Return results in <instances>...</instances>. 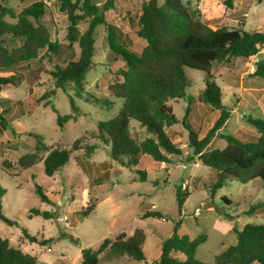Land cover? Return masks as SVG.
I'll use <instances>...</instances> for the list:
<instances>
[{"label":"rangeland","instance_id":"obj_1","mask_svg":"<svg viewBox=\"0 0 264 264\" xmlns=\"http://www.w3.org/2000/svg\"><path fill=\"white\" fill-rule=\"evenodd\" d=\"M38 0H7L6 8L20 12ZM49 7L46 21L51 40L59 43L57 54L41 50L39 57L31 62H22L8 72L20 77L16 87L0 93V112L11 108L7 115L11 130L0 133V186L5 194L0 197L2 214L13 224L0 217V236L11 245L38 259L42 264H80L82 249L97 248L105 239L115 240L121 233L131 235L142 228L147 241L144 255L148 264L159 260L162 241L173 235L176 224L181 221L179 235L196 238L207 236L199 246L195 258L213 264L215 255L237 241L234 233H225L223 222L242 229L249 223H264V207L254 214L246 212L252 205L264 202V184L260 179L243 184L229 180L226 187L214 196L211 186L216 182V171L202 165L198 158L188 161L193 150L188 147L189 131L183 124L188 102L170 101L179 122L168 128L172 140L183 149L182 155H171V163H157L142 156L140 164L132 169L121 166L110 157V147L104 146L93 134L99 121H108L118 114L124 100L111 97L108 85L125 67L109 48L107 29L99 26L95 34V53L91 69L86 74L84 93L78 95L73 85L65 92L55 87L51 72L56 66H66L80 56L78 43L69 46L67 40L69 21L60 10V0H45ZM102 7L107 0H94ZM197 18L213 28L243 27L247 31H264V0H235L234 8L224 10V0L213 6L212 12L201 9V0H182ZM145 0H115L114 8L105 13L106 20L120 28V37L137 53L146 42L136 35L138 17ZM162 5L164 0H158ZM207 7V4H205ZM208 14V15H207ZM89 23L82 21L78 28L84 32ZM264 50L262 51V53ZM260 56V55H259ZM259 56L251 59L237 58L229 65L217 64L214 77L222 88L223 102L231 113V119L218 134H230L244 142L257 140L259 132L246 122V117L264 120V79L253 76ZM190 80L188 96L194 98L188 118L200 138L206 136L218 119V110L202 101L207 75L198 70L185 68ZM45 93H53L50 100L58 113L44 107L38 100ZM70 97L79 108V115L59 127L58 114L75 115ZM92 97L100 98L96 102ZM112 102L105 104L104 100ZM131 127L137 131L139 140L145 138V130L137 122ZM41 136L47 147L71 150L70 162L54 176L44 172L41 162L31 169L19 164L22 156L34 152ZM79 140V150H72ZM96 146L88 155L87 146ZM226 141L216 136L208 151L224 149ZM45 156V153H41ZM12 168L7 172L5 163ZM146 173V181H140ZM185 184V187L183 186ZM42 188L49 203L41 201L36 187ZM189 193L182 213H179L176 190ZM228 198L225 202L223 198ZM207 203L217 208L205 210ZM199 209L200 213L195 214ZM32 210L50 212L52 218L31 213ZM160 211L166 219L144 218L148 212ZM86 214V216H85ZM232 217L228 219L226 217ZM222 222V223H221ZM29 237H35L32 243ZM48 241V243H43ZM184 259L183 255H178ZM100 264H146L129 257L107 258L100 256ZM257 264V263H254Z\"/></svg>","mask_w":264,"mask_h":264},{"label":"trees","instance_id":"obj_2","mask_svg":"<svg viewBox=\"0 0 264 264\" xmlns=\"http://www.w3.org/2000/svg\"><path fill=\"white\" fill-rule=\"evenodd\" d=\"M201 1V9L206 13L212 12L213 6L221 4L219 0ZM114 2L115 0H107L100 7L94 0H60V10L67 15L69 21V46L78 43L80 56L77 60H70L64 67L56 66L51 72L57 89L66 92L68 86L73 85L78 95H82L85 91L86 74L93 63L96 29L102 25L106 27L108 46L125 65L107 87L111 97L124 100L123 106L110 120L99 121L93 133L104 146L110 147L111 159L132 169L140 164L142 156L166 164L171 163V155H182L183 149L168 134V128L179 122L169 102L186 100L188 107L183 124L189 131L188 147L193 150L188 161L197 157L202 165L216 171L217 180L210 188L213 196L226 187L229 180L247 184L260 179L264 184V120L246 117V122L260 134L252 142H244L230 134H218L226 126L231 113L223 102L222 88L215 81L213 71L217 64L229 65L237 58L251 59L260 55L252 75L264 79V31H247L243 27L213 28L197 18L182 0H164L162 5L158 0H146L142 5L136 30V35L146 42V46L141 53H137L121 39L120 28L105 18V13L114 8ZM234 3L235 0H224V10L233 9ZM48 13L49 7L45 0H38L20 12L8 7L0 12V73L8 72L22 62L36 60L41 50L58 53L60 45L51 40L46 21ZM82 21L89 23L84 32H80L78 28ZM185 68L202 71L207 75L202 101L220 111L219 118L203 138L188 122L194 98L187 94L190 80L185 74ZM19 83L20 77L15 73L0 74V93ZM52 95L53 93H45L38 102L45 101L44 107H51L58 113L50 100ZM92 98L96 102L101 101L100 98ZM104 102L112 104L106 99ZM70 104L75 115L58 114L59 127L79 115V108L73 97H70ZM10 112L11 108L0 112L1 134L8 130L14 133L7 117ZM132 121L145 130L143 140H139L137 131L131 127ZM216 136L226 141L225 148L208 151V146ZM33 137L38 144L34 152L20 158L19 164L23 169H31L43 162L45 174L54 176L70 162L71 150L47 147L41 136ZM96 148L94 145L87 146L88 155L93 154ZM79 149L77 140L72 150ZM41 153H45V156ZM11 168L12 165L6 162L4 169L8 172ZM139 173L140 181H146V173ZM36 193L41 201L49 203L50 200L41 187H36ZM4 194L5 190L0 186V197ZM188 197L189 193L184 194L181 188L176 190L179 213H182ZM223 200L228 202V198L224 197ZM263 207L264 202L257 203L246 213L252 215ZM31 213L52 218L50 212L32 210ZM0 217L13 224L2 214L1 205ZM144 218L166 219V216L155 211L148 212ZM181 224L179 221L173 235L162 241L161 256L153 264H206L198 261L195 256L199 246L206 242L207 236H181ZM233 232L237 238L236 244L215 255L213 264H264V223H249L240 230L234 227ZM28 238L32 243L37 242L35 237ZM146 241L147 235L142 228H137L132 235L121 233L115 240L105 239L95 249H82L80 264H100L101 255L110 259L129 257L148 264L144 255ZM180 254L184 259L178 257ZM0 264L42 263L36 257L13 247L8 239L0 236Z\"/></svg>","mask_w":264,"mask_h":264},{"label":"crops","instance_id":"obj_3","mask_svg":"<svg viewBox=\"0 0 264 264\" xmlns=\"http://www.w3.org/2000/svg\"><path fill=\"white\" fill-rule=\"evenodd\" d=\"M3 1H7V0H3ZM145 1H146V0H145ZM257 78H258V77H257ZM219 116H220V111L218 110V118H219ZM230 119H231V117H230ZM230 119H229V120H230ZM229 120H228V122H229ZM228 122H227V124H228ZM227 124H226V125H227ZM225 127H226V126H225ZM225 127H224V128H225ZM220 132H221V131H220ZM221 223H222V222H221ZM223 226H224V229H223V230H224L225 233H234V232H233V228H234V227H233L232 223H230V222H223ZM234 234H235V233H234ZM131 235H132V234H131ZM236 242H237V241H236ZM235 244H236V243H235ZM160 256H161V254H160ZM159 258H160V257H159Z\"/></svg>","mask_w":264,"mask_h":264},{"label":"water","instance_id":"obj_4","mask_svg":"<svg viewBox=\"0 0 264 264\" xmlns=\"http://www.w3.org/2000/svg\"><path fill=\"white\" fill-rule=\"evenodd\" d=\"M4 9H5V7L0 3V12H1L2 10H4ZM212 208H217V205L214 204V203H207V204H205V206H204V209H205V210L212 209Z\"/></svg>","mask_w":264,"mask_h":264},{"label":"built area","instance_id":"obj_5","mask_svg":"<svg viewBox=\"0 0 264 264\" xmlns=\"http://www.w3.org/2000/svg\"><path fill=\"white\" fill-rule=\"evenodd\" d=\"M183 186L185 187V184H184V183H183ZM199 213H200V210H199V209H196V210H195V214L198 215Z\"/></svg>","mask_w":264,"mask_h":264}]
</instances>
